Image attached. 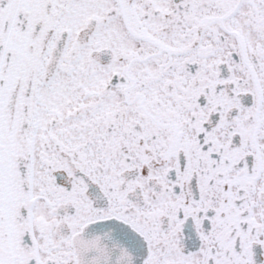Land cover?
<instances>
[{
    "label": "snow or ice",
    "instance_id": "obj_1",
    "mask_svg": "<svg viewBox=\"0 0 264 264\" xmlns=\"http://www.w3.org/2000/svg\"><path fill=\"white\" fill-rule=\"evenodd\" d=\"M0 264H264V0H0Z\"/></svg>",
    "mask_w": 264,
    "mask_h": 264
}]
</instances>
